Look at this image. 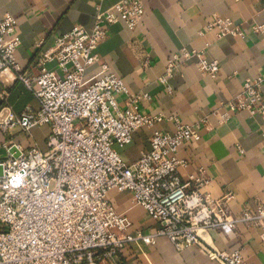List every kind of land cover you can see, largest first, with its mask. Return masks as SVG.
Instances as JSON below:
<instances>
[{"label":"built area","instance_id":"1","mask_svg":"<svg viewBox=\"0 0 264 264\" xmlns=\"http://www.w3.org/2000/svg\"><path fill=\"white\" fill-rule=\"evenodd\" d=\"M95 0L91 29L74 27L55 38L38 59L36 76L23 71L16 60L20 39L9 13H0V131L4 136L19 130L30 136L47 126L46 150H23L5 141L7 157L0 160V264H121L120 256L130 244L152 246L164 238L177 250L201 245L209 231L231 233L239 223L264 221V209H244L232 216L228 193L215 200L201 192L207 183L200 176L183 180L179 170L187 167L177 154L181 147L200 140L206 121L184 124L179 118L146 115L138 111L146 94L130 96L123 80L96 54L108 38V27L123 22L135 31L144 15L142 0H120L102 8ZM218 39L244 38L246 32L228 18L213 17L205 26ZM255 34L264 26L252 28ZM42 43H38L40 46ZM195 58L201 74L219 75L216 62L203 53L182 50L167 61L159 82H167L187 61ZM53 63L57 77L46 69ZM95 73L88 77V71ZM20 82L39 104L16 115L9 107L7 86ZM126 97L125 108L118 97ZM229 112L264 116V76L246 79L241 94L227 103ZM171 123L172 133L154 131L149 150L132 164H126L116 148H124L134 133ZM264 136V132H263ZM15 148V153H10ZM240 154L242 149L238 147ZM111 191L129 192L134 206L141 207L159 225L152 234L130 233L131 221L118 213L108 200ZM219 264H247L239 251L205 249Z\"/></svg>","mask_w":264,"mask_h":264},{"label":"crops","instance_id":"2","mask_svg":"<svg viewBox=\"0 0 264 264\" xmlns=\"http://www.w3.org/2000/svg\"><path fill=\"white\" fill-rule=\"evenodd\" d=\"M120 0H102V8ZM144 15L135 31L123 22L108 27V38L96 50L110 70L120 77L129 95L146 94L138 111L146 115L174 116L184 124L205 120L199 131L200 140L184 145L178 158L187 162L179 170L183 180L200 176L206 180L201 192L218 200L230 193L232 216L244 209L255 212L264 209V116L229 112L227 103L241 94L246 79L264 76V32L255 34L252 28L264 26V0H142ZM0 13H9L15 21L20 39L16 60L23 71L36 76L38 59L50 48L55 38L74 27L92 28L95 0H0ZM213 17L228 18L241 27L244 38L218 39L215 32H206ZM42 43L38 46V43ZM182 50L203 53L206 60L216 62L219 75L210 79L200 73L193 58L185 62L167 85L159 82L165 74L168 59ZM46 69L61 76L56 65ZM92 68L88 77L95 73ZM3 87L0 83V94ZM6 99L11 110L19 115L26 108L37 110L33 94L20 82L11 81ZM126 97H118L119 107L125 108ZM0 100V107H1ZM154 131L172 133L171 123H158L152 129H142L132 136L124 148H116L122 160L130 165L141 153L149 150ZM47 126L37 127L30 136L19 130L4 136L0 131V160L7 157L2 148L5 141L23 150L37 147L46 150ZM238 147L242 149L240 154ZM108 200L114 209L131 221L130 233H154L159 225L141 207L134 206L129 192L111 191ZM201 245L177 250L169 241L159 238L155 245L141 242L128 245L120 256L121 264H219L205 249L213 248L232 253L239 251L247 264H264V221L256 224L239 223L229 234L209 231L201 235Z\"/></svg>","mask_w":264,"mask_h":264},{"label":"water","instance_id":"3","mask_svg":"<svg viewBox=\"0 0 264 264\" xmlns=\"http://www.w3.org/2000/svg\"><path fill=\"white\" fill-rule=\"evenodd\" d=\"M16 152V149L15 148H12L10 153H15ZM18 156V153H15V157ZM0 173H1V168H0Z\"/></svg>","mask_w":264,"mask_h":264}]
</instances>
